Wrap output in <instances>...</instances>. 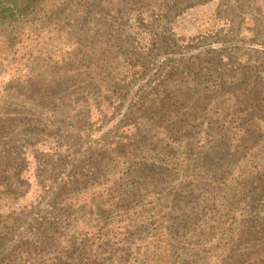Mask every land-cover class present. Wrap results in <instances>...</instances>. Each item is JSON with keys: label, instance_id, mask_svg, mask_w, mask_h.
<instances>
[{"label": "rangeland", "instance_id": "rangeland-1", "mask_svg": "<svg viewBox=\"0 0 264 264\" xmlns=\"http://www.w3.org/2000/svg\"><path fill=\"white\" fill-rule=\"evenodd\" d=\"M35 1L30 27L0 25V262L25 241L46 251L23 264H264V231L242 233L264 223L245 191L264 179V0ZM163 95L171 132L152 137ZM135 141L140 173L118 156Z\"/></svg>", "mask_w": 264, "mask_h": 264}, {"label": "trees", "instance_id": "trees-1", "mask_svg": "<svg viewBox=\"0 0 264 264\" xmlns=\"http://www.w3.org/2000/svg\"><path fill=\"white\" fill-rule=\"evenodd\" d=\"M55 1H57V3ZM68 1H70V0H51L50 1V5L53 6V7H55V8H57L58 3H60V5H59L60 7H61V5L67 6ZM89 1L90 2L99 3V5H101V6H107V4H108L107 3V0H85L86 3H88ZM77 4H79V6L81 8L82 3H77ZM69 5L70 4H68V6ZM122 6L123 5H117L113 9L109 8L107 10H110L111 12H113L115 10H118V9H116V7H122ZM38 7H39V2H37L35 0H0V25L1 24H4L3 25V29L7 28V26H12L13 27V30H14V28L16 30L15 31H12L11 33L18 34L19 32H21V30L23 28L30 27V25L31 24H34V22H30L31 24L27 22V23H25L22 26L19 25L18 27H15L16 26L15 23L17 21V18H21V19L24 20V19H26V16H30V19L33 21L34 20L32 18L33 17V14H35V11L38 10ZM83 7L84 6H82V8ZM76 8L77 7H75V9ZM25 26H27V27H25ZM8 33H10V32H8ZM15 34H12L10 36L8 35L9 37L6 40H10L11 37L12 38H15ZM148 46L149 47H153L154 46L153 45V39H149ZM169 76H170V74H169ZM33 79L34 78H31L30 77L27 80L29 82V84H31L34 81ZM34 82L36 83V81H34ZM36 90L37 91H40L41 90L40 89V85L36 88ZM201 93L202 92H197V93H191L190 92L188 95L186 94V97L180 98L178 100L181 102V104L182 103H186L187 102V100H186L187 98H188V100L192 99L195 102L196 99H198L197 95L198 94L200 95ZM38 96H39V94H38ZM248 99H249V94H248L246 100H248ZM167 100L168 99L164 98V95H163L161 97H158V98H156V99L148 102V104H149V111H151L156 116V118L153 120V122L150 123V126L153 127V129L151 131V136L152 137H154L155 135H157V133H158L159 130H162L164 134L167 131H169V130L166 129V125L164 124L165 121L166 120H169L170 119V116H171V115H169L170 114V112H169V105L166 104V101ZM145 110H146V108H144V111ZM242 111H244V110H242ZM241 113H243V115H245V112H241ZM11 119H13V121H11L10 119H8V120L5 119V120L2 121V123L3 124H8V125H10V124L11 125H16V126H19L20 125L22 127V129L27 128V127H23V125H21V122H20L21 120L19 118H18V120H19V123L20 124H15L14 118H11ZM1 129H3L2 125H0V130ZM131 130H133V129H131ZM169 132H171V131H169ZM123 146H125V148L127 147V145H125L124 143L122 144L121 147H123ZM129 146H133V150L131 149L129 152L128 151H125L123 153V151L125 150V148H124V150H121V152H120L121 155H118V156H124L125 159H134L135 158L134 163H131V167L133 168L134 172L140 173L139 167L142 164V162H141L142 156H140V154L138 152H135L136 150H138V148L140 146V143L137 142V141H135V142H133ZM22 147H23V149H25L27 147V145L26 144H23ZM118 149H120V148H118ZM112 150L114 152L117 149L116 148H113ZM108 153L109 152H106V153H104V155L106 156ZM161 155H162V153H161ZM99 158L100 159H103L101 157H99ZM154 160L160 161V158L156 157V158H154ZM126 164H128V162ZM0 167H5V163L4 162H1L0 163ZM147 167H151L150 164H145V168L144 169L142 168V170L144 171ZM260 178H261V174L255 173V175H250L246 179V181L249 180V179H250V181H254V180L257 179L256 182H261L262 183V186L259 187V188H255L254 189L255 186L252 184V185H250L253 188L252 190H247V189H249L247 185H246V189H245V191L246 192H249V194H250V201L248 202V208L250 206H252L251 207V210H253V214H256V215H258V213L255 212V210H256L255 203L257 202L258 197L261 196L262 193L264 192V186H263L264 185V179L263 178L260 179ZM5 179H6V175L5 174H1L0 175V184H2L3 183V180H5ZM194 188H196V185L194 187H192L191 189L189 187V189H188L189 192L192 193V190ZM74 190L75 189H73V188L72 189H69L68 188V189H65L64 190V187L60 189V192L57 194V198L55 199V204L54 205L56 206V209L62 210V208H63V210H71L72 205H73L71 203L75 200V196H76V193H75V195L72 194L74 192ZM37 191H38V193H36L35 195H37L38 197L41 196V195H38V194H43L45 192L42 187H39L37 189ZM1 192L6 193V196H7V192L4 189H2ZM12 193H15V192H12ZM65 194H69V195L68 196H65ZM38 197H36V198H38ZM179 202H181V200ZM178 203H176V204H178ZM8 206H9V208L5 212V214L7 216L5 218H3V219H10L9 220V224H8V227H7V223H3V224L0 223V238L3 237L8 232L7 229L9 228V226L15 220V218L14 219L11 218V214L13 213V211H15L16 208L15 207H10V205H8ZM173 211H175V207L172 204L171 210H170V205H168V207H164V210L162 211V213L164 212V214L168 215L171 212L173 213ZM262 216H264V215H262ZM161 217H164V216L161 215ZM253 218L255 219L254 223L257 226L253 229V231H250V230L247 229L246 231H243L242 233L253 234L255 231H258V230H261V229L264 231V229L262 227V226H264V223L262 224V226H260V223L257 222L258 217H253ZM181 222H183L182 224L180 223L181 224V227H182V226H184L186 224L185 223L186 222L185 221V218L181 219ZM53 229H54L53 227H51V226L48 225L46 227V230H45V228H44V230L41 228L40 229L41 231L38 230V232H39V234H43V236H48L49 237L54 232ZM63 230H66V231L68 230L70 232V231H73L74 228H65ZM51 239H53V238H51ZM236 239L237 240L241 239V236L237 232H236V238H233V240H236ZM252 241L262 242L261 245L264 246V236L258 235V237H256ZM64 242H66V241H64ZM45 251H46L45 248H37V247H34L32 244H29V243H27V242L24 241V242H21L20 244L16 245L15 247H13L10 250L9 254L6 255L1 260L0 264H23V261L26 260L27 258L28 259H35L38 255H43V252H45Z\"/></svg>", "mask_w": 264, "mask_h": 264}]
</instances>
